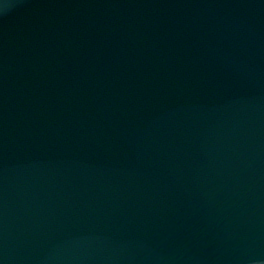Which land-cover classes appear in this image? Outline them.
Instances as JSON below:
<instances>
[{
    "label": "water",
    "instance_id": "water-1",
    "mask_svg": "<svg viewBox=\"0 0 264 264\" xmlns=\"http://www.w3.org/2000/svg\"><path fill=\"white\" fill-rule=\"evenodd\" d=\"M0 264H264V0H0Z\"/></svg>",
    "mask_w": 264,
    "mask_h": 264
}]
</instances>
